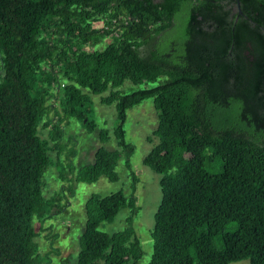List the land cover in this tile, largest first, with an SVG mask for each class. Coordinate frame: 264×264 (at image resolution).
<instances>
[{"label": "trees", "instance_id": "trees-1", "mask_svg": "<svg viewBox=\"0 0 264 264\" xmlns=\"http://www.w3.org/2000/svg\"><path fill=\"white\" fill-rule=\"evenodd\" d=\"M240 2L242 13L236 0H0V264L50 261L36 222L65 208L63 190L45 197L51 166L59 163L73 184L118 182L122 160L133 170L135 146L124 126L128 111L149 98L159 113L158 142L144 164L161 175L162 191L149 264H264V127L238 123L230 99L255 98L234 83L231 49L251 37L264 41L253 27L264 24V11L258 16ZM161 77L153 89L121 90L126 81ZM104 93L117 124L101 131L93 161L77 169L78 151L65 152V126L77 119L92 132V95ZM258 102L253 113L264 116ZM113 137L117 147L108 148ZM137 203L135 192L92 194L76 264H139ZM124 209L122 230L101 229Z\"/></svg>", "mask_w": 264, "mask_h": 264}, {"label": "rangeland", "instance_id": "rangeland-1", "mask_svg": "<svg viewBox=\"0 0 264 264\" xmlns=\"http://www.w3.org/2000/svg\"><path fill=\"white\" fill-rule=\"evenodd\" d=\"M97 27L102 23H97ZM108 41L102 42L94 48L102 49ZM147 47L142 48V54H145ZM166 77H161L155 82H145L135 85L126 81L121 87L125 94H132L141 89H153L158 87ZM103 95H92L94 112L93 120L96 121V128L90 132L79 120L75 119L69 126H65L66 144L65 152H73V148L78 151L75 157L71 156L76 168H80L93 161L96 149L102 145L100 133L103 129H109L113 132L117 124V111L115 105L102 104ZM233 101V116L236 121L252 131L257 129L255 115L251 110V105L242 96L231 97ZM159 113L155 108L153 98L146 99L140 105L135 106L128 111L127 121L125 123L126 140L135 146V153L131 157L132 171L137 175V181H134L132 171L124 165V160L117 168L120 174L118 182H110L107 178L102 177L94 184L70 183L61 177L62 167L51 166L45 174V197H58L63 190V196L60 202L65 205L61 213H53L43 223L36 222L40 236L37 241L40 245L42 256L49 255L51 258L47 264H76V257L80 250L78 231L83 232L85 222V202L95 193L107 195L110 193L123 190L126 194L135 192L138 197V213L134 217V227L139 236L143 249L145 251L139 264H149L154 252V242L152 230L155 224V213L162 199L160 186L161 175L154 172L150 167L144 164V158L157 144L158 139L153 136V131L158 124ZM247 119L251 120L250 124ZM42 135L47 137L49 129L42 130ZM112 135V133H111ZM71 137H74L71 138ZM75 143V144H74ZM108 148H116L117 142L113 139L106 144ZM65 152L60 154L64 158ZM69 152V153H70ZM52 157L57 160L58 154L51 153ZM70 177V175L68 176ZM135 184L136 189L133 190ZM71 185L74 193L70 191ZM130 210H122L113 222H104L101 229L108 233H114L122 230L127 225V217ZM57 251V253H56ZM231 264H250L249 259L232 262Z\"/></svg>", "mask_w": 264, "mask_h": 264}, {"label": "flooded vegetation", "instance_id": "flooded-vegetation-1", "mask_svg": "<svg viewBox=\"0 0 264 264\" xmlns=\"http://www.w3.org/2000/svg\"><path fill=\"white\" fill-rule=\"evenodd\" d=\"M247 1L252 3V8L249 11H257L256 14L258 16L261 11H264V0ZM236 3L237 11L242 13L244 10L241 8V2L239 1L238 3V0H236ZM253 27L261 32L260 35L264 38V24L255 22ZM258 31H255V34ZM231 61L233 80L237 89L242 87L241 90H244L247 95L255 97L247 99V102L251 105L252 112L254 108L258 109V101L261 102L262 110H264V41L256 42L251 37L244 43L233 42ZM260 116L256 114L254 119L256 123L264 127V116Z\"/></svg>", "mask_w": 264, "mask_h": 264}, {"label": "built area", "instance_id": "built-area-1", "mask_svg": "<svg viewBox=\"0 0 264 264\" xmlns=\"http://www.w3.org/2000/svg\"><path fill=\"white\" fill-rule=\"evenodd\" d=\"M115 35H117V33L115 32Z\"/></svg>", "mask_w": 264, "mask_h": 264}, {"label": "water", "instance_id": "water-1", "mask_svg": "<svg viewBox=\"0 0 264 264\" xmlns=\"http://www.w3.org/2000/svg\"><path fill=\"white\" fill-rule=\"evenodd\" d=\"M240 0H238V3H239Z\"/></svg>", "mask_w": 264, "mask_h": 264}]
</instances>
